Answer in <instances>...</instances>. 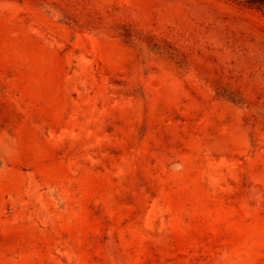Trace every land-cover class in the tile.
Masks as SVG:
<instances>
[{
	"label": "rangeland",
	"instance_id": "374dc122",
	"mask_svg": "<svg viewBox=\"0 0 264 264\" xmlns=\"http://www.w3.org/2000/svg\"><path fill=\"white\" fill-rule=\"evenodd\" d=\"M0 264H264V10L0 0Z\"/></svg>",
	"mask_w": 264,
	"mask_h": 264
},
{
	"label": "trees",
	"instance_id": "16d2710c",
	"mask_svg": "<svg viewBox=\"0 0 264 264\" xmlns=\"http://www.w3.org/2000/svg\"><path fill=\"white\" fill-rule=\"evenodd\" d=\"M234 1L244 2L246 4H249L259 9L264 10V0H234Z\"/></svg>",
	"mask_w": 264,
	"mask_h": 264
}]
</instances>
